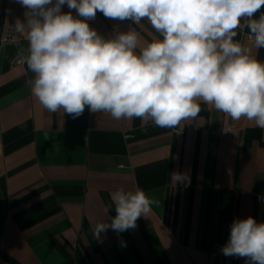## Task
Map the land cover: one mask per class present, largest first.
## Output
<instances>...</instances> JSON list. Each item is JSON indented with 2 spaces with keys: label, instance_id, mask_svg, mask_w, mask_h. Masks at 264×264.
Wrapping results in <instances>:
<instances>
[{
  "label": "crops",
  "instance_id": "obj_1",
  "mask_svg": "<svg viewBox=\"0 0 264 264\" xmlns=\"http://www.w3.org/2000/svg\"><path fill=\"white\" fill-rule=\"evenodd\" d=\"M25 11L0 0V37L5 19L24 21ZM61 11L84 19L67 5ZM87 22L105 38L135 29L141 47L160 38L146 19L137 25L97 11ZM22 35L0 42V264H206L209 254L223 255L235 219L264 222V129L254 121L203 102L176 128L87 106L75 119L49 112L32 95L34 73L15 64L27 55ZM248 37L242 21L234 39L264 62V48ZM173 173L188 179L174 183ZM136 187L157 201L148 216L95 238L94 226L116 215L114 205L105 211L111 193Z\"/></svg>",
  "mask_w": 264,
  "mask_h": 264
},
{
  "label": "clouds",
  "instance_id": "obj_2",
  "mask_svg": "<svg viewBox=\"0 0 264 264\" xmlns=\"http://www.w3.org/2000/svg\"><path fill=\"white\" fill-rule=\"evenodd\" d=\"M17 2L26 9L24 21L17 19L14 28L28 40L24 59L34 73L31 92L47 111L62 109L75 119L87 106L115 120L139 118L176 128L196 118L203 102L232 120L245 118L264 129V62L234 39L243 21L252 45L264 48V14L255 18L264 0ZM63 5L84 19L62 12ZM97 11L137 25L146 19L160 38L142 47L135 29L105 38L87 22ZM186 179V174H172L174 183ZM110 200L105 211L114 205L116 215L94 226L97 239L109 229L118 234L134 229L157 203L140 187L119 188ZM222 253L264 264V222L235 219Z\"/></svg>",
  "mask_w": 264,
  "mask_h": 264
},
{
  "label": "built area",
  "instance_id": "obj_3",
  "mask_svg": "<svg viewBox=\"0 0 264 264\" xmlns=\"http://www.w3.org/2000/svg\"><path fill=\"white\" fill-rule=\"evenodd\" d=\"M14 25L15 24L13 23V21H11L9 18L5 19L4 29L0 37V42L2 44L20 43L21 41H23L24 36L21 33L15 31ZM24 57L25 55L20 54L16 58L15 64L19 66L26 65ZM257 201L259 203L264 204V195L257 196ZM206 264H244V263L238 262L231 257H226L224 255L214 252L209 254Z\"/></svg>",
  "mask_w": 264,
  "mask_h": 264
}]
</instances>
